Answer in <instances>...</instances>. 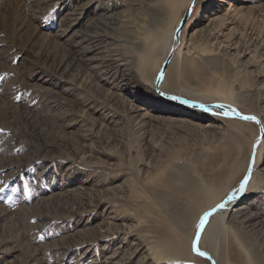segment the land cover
Listing matches in <instances>:
<instances>
[{
    "label": "rangeland",
    "instance_id": "1",
    "mask_svg": "<svg viewBox=\"0 0 264 264\" xmlns=\"http://www.w3.org/2000/svg\"><path fill=\"white\" fill-rule=\"evenodd\" d=\"M190 1L0 0V264H210L191 252L200 220L251 158L253 193L198 246L264 264V0H196L174 46ZM171 50L164 94L255 120L164 100Z\"/></svg>",
    "mask_w": 264,
    "mask_h": 264
},
{
    "label": "bare ground",
    "instance_id": "2",
    "mask_svg": "<svg viewBox=\"0 0 264 264\" xmlns=\"http://www.w3.org/2000/svg\"><path fill=\"white\" fill-rule=\"evenodd\" d=\"M219 2L220 3H223V4H226L227 6H229V2L227 3L225 0H219ZM228 11L229 10H227V13H228ZM227 13H225V14H227ZM159 16H160V14L159 13H156V19H158L159 18ZM213 20V19H212ZM208 21H210V19L208 20ZM208 23V22H207ZM210 23V22H209ZM104 24V23H103ZM102 24V25H103ZM211 24V23H210ZM106 27V26H105ZM211 33H212V31H211ZM214 33V32H213ZM103 34V33H102ZM106 36V35H105ZM109 36V35H108ZM107 36V37H108ZM97 44V43H96ZM114 49V48H113ZM117 50V49H116ZM178 53H180V47L179 48H177V50L175 51V53H174V57L178 54ZM113 54V53H112ZM192 54V53H191ZM185 55V54H184ZM104 57V56H103ZM192 57V56H191ZM105 58V57H104ZM193 58L194 59H198V61H191L190 60V62L189 61H184V63L186 64L185 66H188L190 63L191 64H193V65H195V66H197L198 68H202V67H204V65H207V64H209L210 62H212V59H210V58H207V57H202L200 54H198V53H194V55H193ZM95 59H96V57H95ZM113 61V60H112ZM94 69V68H93ZM167 83V85L168 86H171V83H170V80L168 81V82H166ZM163 83L160 85V89H159V91L161 92V93H163L164 94V89H163ZM166 94V93H165ZM167 95H169V94H167ZM263 96V95H262ZM262 96H261V98H262ZM264 97V96H263ZM164 100H166V99H164ZM198 101H200V99H197ZM167 106L169 105V104H166ZM211 106H220V105H218V104H213V105H211ZM187 108V107H186ZM170 109V108H169ZM188 109H190V108H188ZM264 109V108H263ZM191 110H195V109H191ZM196 111H199V110H196ZM264 111V110H263ZM199 112H202V111H199ZM144 115H146V114H144ZM191 117L192 118H196V119H201V118H203L199 113H197V112H193L192 114H191ZM208 128V127H207ZM261 128L263 129L262 130V132H263V135H264V120L263 121H261ZM256 149H257V152H260V151H262V149H263V151H264V136H263V138L261 139V141L259 142V143H257V145H256ZM254 164V163H253ZM263 164H264V154H263ZM256 168V164H254L253 166H252V170H254ZM248 188H249V193H243V192H241V187H239V189L237 188L233 193H231L230 194V196L228 197L229 199H230V201H228V205H232L233 203H236L235 201L237 200V203L238 202H241V201H245L246 199H248V197L253 193V190L256 188V187H254V184H252V182H249V184H248ZM246 190V189H245ZM241 193H243V194H241ZM205 194L206 195H204V197H206L205 199H204V201L205 202H212V200L217 196L215 193H211L210 191H205ZM227 198V199H228ZM195 202H198V200H200L199 198H194L193 199ZM236 205V204H235ZM211 209V207H209V210ZM228 208H225V211L227 210ZM211 211V210H210ZM209 211V212H210ZM231 212H230V215H229V221H230V223L231 224H235V225H239L240 226V228H242V229H248L249 227H250V225H252V219L253 218H250L251 216H248L247 215V211H248V206L247 205H238V206H235V207H233V208H231V210H230ZM209 212H207V213H209ZM257 225H259V229H261V228H264V220H262V221H258L257 222ZM210 227L209 226H206L205 227V229H204V233H203V235L204 234H206V235H209V236H213L214 237V231H212V229H209ZM264 237V236H263ZM200 248V247H199ZM201 250V249H200ZM247 250V248L245 249L244 248V252H245V254H248L249 252H248V250ZM207 252V251H206ZM208 254H209V256L213 259L214 258V254H213V251L212 250H208V252H207ZM216 264H219V263H216Z\"/></svg>",
    "mask_w": 264,
    "mask_h": 264
},
{
    "label": "water",
    "instance_id": "3",
    "mask_svg": "<svg viewBox=\"0 0 264 264\" xmlns=\"http://www.w3.org/2000/svg\"><path fill=\"white\" fill-rule=\"evenodd\" d=\"M196 0H191L188 4V7L185 11V14L183 15V18L181 19L179 25H178V28L176 29L175 31V34H174V37H173V40H174V46H176L178 44V35H179V32L180 30L182 29V27L184 26L186 20H187V17L193 7V5L195 4ZM172 55H173V50H171L165 60V62L162 64V67L160 69V71L158 72L156 78H155V81H154V88L156 90V92L164 99H167L169 101H172L174 102L175 104H179L181 106H185L187 108H190V109H195V110H199V111H202V112H207L209 109H218L222 112H224L225 114H227L229 117H232V118H235V119H241V120H250V119H245L246 116H242V115H238L237 113L235 112H232V111H229V110H225L223 109L222 107L220 106H206V105H201V104H196V103H192L190 101H186L182 98H179L175 95H167V94H163L159 91L160 89V85L163 81V78H164V75H165V72H166V69H167V66L172 58ZM252 158L250 160V163H249V166H248V169L246 171V174L243 178V181L241 183V185L244 186L243 188V192L245 191L247 185H248V182L250 180V173L252 172V166H253V163H252ZM241 187V186H240ZM241 193V194H243ZM230 201V199H226L225 201H223L220 205H218L217 207H215L214 209H211V211L209 213H207L204 217H206V222L203 226L202 229H198L197 233L195 234L194 236V239L192 241V244H191V252L193 254H196V255H199L205 259H207L210 264H216L215 261L209 256V254L205 251H202L200 250L199 248V241H200V237L202 235V232L204 231L205 229V226H206V223L208 222L209 218L212 216V214L214 213H217L222 207L224 204H226V202ZM203 217V218H204Z\"/></svg>",
    "mask_w": 264,
    "mask_h": 264
},
{
    "label": "snow or ice",
    "instance_id": "4",
    "mask_svg": "<svg viewBox=\"0 0 264 264\" xmlns=\"http://www.w3.org/2000/svg\"><path fill=\"white\" fill-rule=\"evenodd\" d=\"M245 119H252V120H255V117H245ZM243 188H244V186L243 185H241V191H243ZM205 222H206V217H204V218H201V220H200V223H199V228L200 229H202L203 228V226H204V224H205Z\"/></svg>",
    "mask_w": 264,
    "mask_h": 264
}]
</instances>
